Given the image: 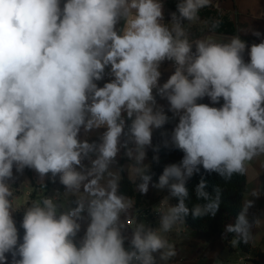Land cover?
Returning <instances> with one entry per match:
<instances>
[{
    "label": "clouds",
    "instance_id": "9594fccd",
    "mask_svg": "<svg viewBox=\"0 0 264 264\" xmlns=\"http://www.w3.org/2000/svg\"><path fill=\"white\" fill-rule=\"evenodd\" d=\"M210 3L178 0L165 23L162 0H0V264L9 253L11 264H168L177 253L166 234L190 212L215 217L221 205V189L210 194L202 176L195 194L204 203L190 210L187 181L201 167L229 181L264 157V33L245 30L260 40L251 45L239 35L190 39L185 22L199 20ZM164 61L175 70L161 86ZM109 66L113 79L98 87ZM154 89L178 117L170 143L183 152L155 183L146 149L170 118ZM205 97L220 106L197 102ZM101 128L98 143L80 138ZM121 149L132 161L127 166L118 165ZM14 168L34 170L44 190L46 178L58 177L65 191L21 202L16 193L25 183L13 187ZM125 170L141 194L150 184L168 191L155 209L159 227L127 222L134 205L120 192ZM260 195L251 188L225 226L232 248L264 239V219H249V197ZM21 207L22 242L13 219ZM214 264L225 261L217 254Z\"/></svg>",
    "mask_w": 264,
    "mask_h": 264
},
{
    "label": "crops",
    "instance_id": "0c3cea01",
    "mask_svg": "<svg viewBox=\"0 0 264 264\" xmlns=\"http://www.w3.org/2000/svg\"><path fill=\"white\" fill-rule=\"evenodd\" d=\"M163 3V13H164V22L168 23L171 20L170 13L177 11L178 0H162ZM214 22H218V27L213 29L211 26ZM123 22H121L117 27H122ZM185 27H197L202 31V34L196 38L198 39L206 36L214 37L217 40H225L231 37L232 35H239L240 38L251 45L252 43H259L260 40L254 37L251 34V31L244 32L245 30L251 28L253 30H258L261 33H264V0H211V3L208 7L202 8L199 12V20L189 24L185 22ZM194 50V49H193ZM248 57L245 55V60ZM161 78L159 80V85H163L174 72V65L171 61H164L160 65ZM113 77L110 74V66L105 69L103 79L96 81L98 87H103L107 82H110ZM157 107H162L165 113L169 116V122L166 123L160 129L153 130L152 137V147L146 149V159L145 164L150 165V173L153 175V183L158 181V177L162 174L163 169L166 165L179 163L182 160L183 152L175 149L171 146L170 138L171 133L178 123V117H173V114L168 110L169 104L166 99L161 98L159 95H156V90H153ZM198 103H206L210 106L219 107L220 105H212L209 98L205 97L202 100H198ZM223 101H221V104ZM126 124H130V121H126ZM106 129L101 128L94 130L91 133L85 134L81 131L80 138L87 139L89 142L95 141L99 142V139L103 132ZM127 130V128L125 129ZM165 141L169 142L168 147H164ZM159 146V152L156 153L153 151L154 147ZM154 155H159V163L153 160ZM117 161L119 166H127L132 163L124 155V149H121L120 153L117 156ZM85 165L88 164V161L83 162ZM264 157H260L258 160L253 161L248 168L247 172V192L254 187L261 188V195L259 198L249 197L254 199V206L249 210V219L250 221L254 217H260L264 219ZM14 176L17 177L15 183H13L14 188H18L17 195L20 198L21 202L28 201L31 199L39 198L42 195H54L56 190H59L61 194L64 193L65 188L59 182V178H56V182H51L50 179L45 180L46 189H42L37 183L38 174L32 170L33 178L36 181L37 186H34L32 183L31 177L24 171L23 174H19L13 169ZM128 179L132 184L136 193L141 194L137 189L135 184L132 182V177H130L125 170L122 172V179ZM27 182V183H26ZM133 200V209L132 215L129 216V219H132V224L134 225L136 219L138 221H143L149 225V216L148 218H139L138 217V207L137 200L135 197L128 196ZM142 202L149 204L152 202V207L156 205V202L161 199L169 196L168 191L158 190L156 188L149 187L147 194H141ZM75 197H69V207H75L73 201ZM170 205H175V198L169 199ZM24 208L21 207L13 213V219L18 228V233L21 238L23 236V229L20 227L22 218H23ZM123 219V217H122ZM82 228L80 233H78L77 242L80 237L84 235V230L87 225V221H82ZM159 227V224L155 228ZM257 231V230H254ZM123 235L127 238L125 241V247H128V242L131 239L132 228H125ZM170 242L175 245V250L177 255L168 262V264H214V260L217 258L225 261V264H251L248 260L249 256L242 252L239 248H232L230 243H226V240L223 238L217 239H208L205 235L196 232L191 229L185 222V224L176 225L173 230L166 234ZM264 235V233H262ZM264 239H261L260 243L257 245H262L264 248ZM8 259V264H11L12 256L11 254H6ZM18 258V257H17ZM258 261L264 264V259H257Z\"/></svg>",
    "mask_w": 264,
    "mask_h": 264
},
{
    "label": "trees",
    "instance_id": "16d2710c",
    "mask_svg": "<svg viewBox=\"0 0 264 264\" xmlns=\"http://www.w3.org/2000/svg\"><path fill=\"white\" fill-rule=\"evenodd\" d=\"M186 28L189 30L190 38H196L202 34V31L197 27ZM24 171L31 177L33 185L37 186L36 181L33 178L32 169L25 168ZM202 176L208 184L206 190L210 194H215L213 190L217 186L221 189V205L219 211L215 217L207 216L203 218H194L190 212L185 218V222L191 229L205 235L208 239L221 238L224 234L225 226L229 223H234L240 211L247 189V175H234L231 180L225 181L218 174H209L201 167L200 173L194 174L193 177L187 181L186 186L189 191V198L186 200V205L190 210L195 204L204 203L203 200H198L195 194V188ZM120 192L124 195L135 197L139 211L152 204V202L149 204L143 203L141 200V194L136 193L133 188V184L126 178H123L120 182ZM177 203L178 200L175 198V205ZM230 239L231 234H229L228 239H225L226 243H228ZM238 248L249 256L248 260L251 262V264H263L257 260L258 258L264 259V248L262 245H256L255 247H252L251 245L240 243Z\"/></svg>",
    "mask_w": 264,
    "mask_h": 264
},
{
    "label": "built area",
    "instance_id": "2783aa9c",
    "mask_svg": "<svg viewBox=\"0 0 264 264\" xmlns=\"http://www.w3.org/2000/svg\"><path fill=\"white\" fill-rule=\"evenodd\" d=\"M164 198H161L159 199L157 202H156V205L154 207H152V205L150 206H147L145 209L143 210H140L138 212V217L139 218H150L149 220V226H151L152 228H155V226L157 224H159V214L155 211V209L160 205L161 201L163 200ZM129 224H132L133 220L132 219H129L127 221Z\"/></svg>",
    "mask_w": 264,
    "mask_h": 264
}]
</instances>
